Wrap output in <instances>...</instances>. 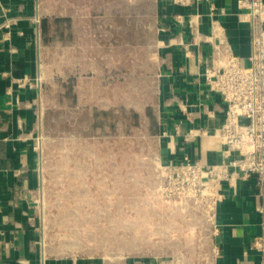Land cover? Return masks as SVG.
Masks as SVG:
<instances>
[{
	"label": "crops",
	"instance_id": "crops-1",
	"mask_svg": "<svg viewBox=\"0 0 264 264\" xmlns=\"http://www.w3.org/2000/svg\"><path fill=\"white\" fill-rule=\"evenodd\" d=\"M236 2L0 0V25L10 22L8 30L0 28V264H177L156 257L112 263L44 249L33 198L39 185L41 114L37 44L53 48L55 111L90 116L129 111L154 134L160 163L187 157L215 165L223 147L212 134L223 122L225 107L209 92L202 73L211 65L216 37H224L247 64L248 18ZM212 20L220 27L218 36L212 34ZM22 80L32 86L20 88ZM222 189L209 264H264L251 247L260 233L256 178L239 179L234 187L225 183Z\"/></svg>",
	"mask_w": 264,
	"mask_h": 264
},
{
	"label": "rangeland",
	"instance_id": "rangeland-1",
	"mask_svg": "<svg viewBox=\"0 0 264 264\" xmlns=\"http://www.w3.org/2000/svg\"><path fill=\"white\" fill-rule=\"evenodd\" d=\"M52 53L51 45L41 62L33 193L46 252L112 263L156 257L209 264V235L198 208L161 195L154 134L129 111H55Z\"/></svg>",
	"mask_w": 264,
	"mask_h": 264
},
{
	"label": "built area",
	"instance_id": "built-area-1",
	"mask_svg": "<svg viewBox=\"0 0 264 264\" xmlns=\"http://www.w3.org/2000/svg\"><path fill=\"white\" fill-rule=\"evenodd\" d=\"M172 1L186 3V0ZM236 4L248 18L250 53L247 64H243L230 43L221 36L216 37L217 42L212 45L211 65L202 73L209 92L218 95L225 107L223 122L212 134L223 147L221 162L205 165L184 157L178 163H160L163 175L160 192L167 201L182 200L195 205L211 239L212 234L217 233L215 212L223 197V185L234 187L237 180L254 176L258 188L255 210L260 218V233L252 238L251 247L264 263V0H237ZM209 15H214L213 8ZM36 24H39L38 19ZM9 26L10 22L6 21L0 28L8 30ZM211 30L218 36L217 21L212 20ZM3 36L9 39L8 33ZM37 48L42 59L47 49L40 40ZM18 86L31 87L32 83L22 80L18 81ZM37 87L40 99V84ZM37 143L38 138L36 149Z\"/></svg>",
	"mask_w": 264,
	"mask_h": 264
}]
</instances>
